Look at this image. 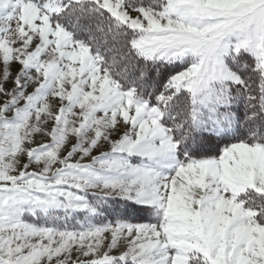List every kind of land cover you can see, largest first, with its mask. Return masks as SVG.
<instances>
[{"label":"snow or ice","instance_id":"6c2138e0","mask_svg":"<svg viewBox=\"0 0 264 264\" xmlns=\"http://www.w3.org/2000/svg\"><path fill=\"white\" fill-rule=\"evenodd\" d=\"M0 264H264V0H0Z\"/></svg>","mask_w":264,"mask_h":264}]
</instances>
